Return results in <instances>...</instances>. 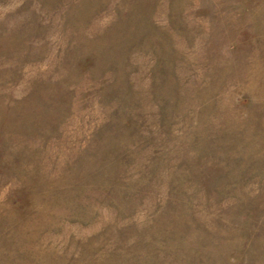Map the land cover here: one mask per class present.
<instances>
[{"label":"rangeland","instance_id":"1","mask_svg":"<svg viewBox=\"0 0 264 264\" xmlns=\"http://www.w3.org/2000/svg\"><path fill=\"white\" fill-rule=\"evenodd\" d=\"M0 264H264V0H0Z\"/></svg>","mask_w":264,"mask_h":264}]
</instances>
